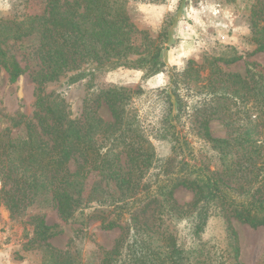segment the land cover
<instances>
[{"label":"trees","instance_id":"1","mask_svg":"<svg viewBox=\"0 0 264 264\" xmlns=\"http://www.w3.org/2000/svg\"><path fill=\"white\" fill-rule=\"evenodd\" d=\"M127 1L50 0L43 13L0 17V58L8 63L5 67L10 81L17 82L22 69L4 45L32 36L40 37L37 52L43 67L34 70L36 74L32 75L38 84L75 70L77 74L70 76L75 80L88 75L93 78L103 67L142 70L146 78L163 72L168 46L157 44L147 53L136 51L138 31L127 11ZM159 38L164 42L169 39L167 26ZM252 40L258 45V51H264V30ZM240 59L238 54L223 52L215 62L229 65ZM84 63L88 68H81ZM204 63L190 61L184 71L176 67L170 69L169 83L152 90L158 101L154 120L140 115L138 101L144 94L142 88L132 91L116 85L102 87L101 96L112 120H105L95 109L88 108L78 120L65 122L62 109L53 108L52 103L45 104L41 98L45 110L41 120L45 131L53 136L52 146L36 138L31 127H28V139L18 132L8 142H3L6 133H0V160L5 157L12 164L7 165L8 170L17 171L14 179L20 199L27 191L33 193L34 199L44 196L55 203L64 219L77 221L78 217H84L81 224L101 214L107 230L114 228L123 216L136 218L139 208L143 211L151 204H158V212L153 216L155 223L150 226L136 221L134 227L124 229L115 247L100 254L98 264H243L236 232L230 226L226 228L225 248L217 241L211 244L204 234L210 218L223 212L251 226L264 225V195H259L264 178L260 180L262 186L254 190L242 189L243 186L238 190L228 185L223 176L248 168L240 159H232L231 139L214 137L209 122L201 119L198 135L208 150L217 151L215 156L205 153L201 157V152L189 140L188 132H183L190 113L183 85L200 80L198 69ZM218 81V86L212 88L220 113L225 116L227 113H231L229 116L244 114L250 124L261 123L258 135L262 139L248 136L249 125L244 126L245 131H240L234 140L240 139L237 144L242 146L243 155L238 157L242 159L254 153L256 158H247L252 171L257 158L261 160L257 171H263L264 71H252L248 77L221 73ZM228 101L230 103L226 104ZM249 101H253L252 106L247 105ZM231 103L235 110L229 106ZM241 116L232 118V122L243 119ZM155 140L162 142L165 149L159 151ZM122 155L126 158L123 163ZM74 158L82 160V164L73 171L70 164ZM216 158L220 162L214 163ZM0 167L4 168V164ZM219 172L221 175H217ZM93 178L96 182H92ZM252 181L258 180L253 177ZM103 183L112 184V192L103 187ZM178 187L195 193L194 199L181 207L171 198ZM11 196L16 197V194ZM8 201L10 207H17L13 200ZM164 215L187 222L188 245H183L176 232L167 228L160 230ZM53 235L44 221L34 232L40 240ZM47 246L50 250L44 264H86L83 258L73 259L69 251L68 262H60L54 258L57 253L52 252L53 248Z\"/></svg>","mask_w":264,"mask_h":264},{"label":"rangeland","instance_id":"2","mask_svg":"<svg viewBox=\"0 0 264 264\" xmlns=\"http://www.w3.org/2000/svg\"><path fill=\"white\" fill-rule=\"evenodd\" d=\"M49 2L50 0H0V17L10 14L43 13ZM126 8L138 31L135 40L138 53H147L157 44L165 43V46H168L164 53L166 63L164 71L146 78L142 70L125 67L109 70L103 67L96 71L93 78L88 75L75 80L71 78L77 74L78 71L75 70L38 84L32 75L36 74L34 70L43 67L39 61L40 54L37 52L40 37L32 36L22 42L10 41L4 48L9 56L13 55L22 72L18 81L12 83L5 67L8 63L0 58V133L3 131L6 133L3 142H8L18 132L23 134V138L28 139V127H31L36 138H40L49 146L53 145L52 134L43 128L41 116L45 114V110L41 105V98L45 104L52 103L53 108H61L65 122H68V119L78 120L88 108L95 109L105 120H112L109 108L101 96L102 87L107 85H116L132 91L142 88L144 94L138 101L140 115L154 120L158 113L156 103L158 101L152 90L165 87L169 83L170 69L176 67L177 70L184 71L190 61L198 64L205 62L204 66L198 69L200 80L183 85L190 107L189 120L183 132H188L189 140L201 152L199 153L201 157L205 153L217 155V151L208 150L203 138L198 135L199 122L206 119L214 137L231 139L232 146L229 150L232 159L234 161L240 159L243 164L248 165L243 172L233 170L231 175L223 176L227 184L238 190L240 186H243L242 189L249 187L253 190L262 186L260 180L264 178V170L257 171L261 160L255 159L257 163L252 171L247 158L248 156L256 158L255 154H248L241 159L238 156L243 155L242 146L237 144L240 139L234 140L242 128L249 125L251 130L248 136L252 139H262L258 135L262 125L259 122L250 124L244 114L229 116L231 113H227L225 116L224 113H220L215 89L212 86H218L221 73L248 77L252 71H264V51H258V45L252 40L253 36L260 35L264 30V0H128ZM166 26L169 28V39L164 42L159 35ZM223 52L238 54L241 59L229 65L220 61L215 62L217 57L223 56ZM81 68L88 66L84 63ZM43 70L45 71L44 68ZM218 91L222 92L223 89ZM229 103L230 101L226 104ZM252 103L253 101H249L247 105L252 106ZM229 106L232 110L236 108L232 103ZM215 108L218 109L214 111ZM239 116L244 118L236 123L232 122V118ZM154 143L159 151L165 149L162 142L155 140ZM125 159V155H122V163ZM2 161L0 160V166L4 164V168L0 167V264H44L47 251L50 250L47 244L53 248L52 252L57 253L54 258L60 262L64 260L68 262L69 251L73 259L83 258L86 264H98L100 254L115 247L124 229L134 227L136 221L150 226L155 223L153 216L158 212L156 203L143 211L139 208L136 218L123 216L111 230L103 227L106 222H103L101 214L87 218L85 224H81V220H84L82 216L78 217L77 221L66 220L59 213L55 203L44 196L34 199L33 193L27 191L21 200L20 190L14 179L17 171L14 173L8 170L7 165L10 163L5 157H2ZM213 162L218 163L220 160L216 158ZM81 164L82 160L74 158L70 166L74 171ZM217 175H221V172ZM253 177L258 181L250 182ZM91 180L93 182L96 178ZM92 186L93 184L89 188ZM102 186L108 188L109 192L113 190L112 184L107 186L103 183ZM262 190L260 196L264 195V187ZM240 192L243 193V190L240 189ZM14 193L16 197L11 196ZM194 197V191L178 187L173 191L171 198L181 207L190 203ZM8 200H13L17 207H10ZM41 221L51 227L54 235L50 239L40 240L34 236L35 229ZM160 222V230L167 228L174 231L181 236L183 245L189 244L190 238L186 235L188 224L185 220L172 219L164 215ZM228 226L236 232L240 260L243 264H264V225L251 226L223 212L210 218L204 238L211 244L220 242V247L225 248L228 241L226 232Z\"/></svg>","mask_w":264,"mask_h":264}]
</instances>
